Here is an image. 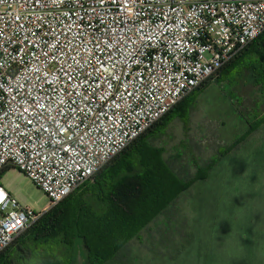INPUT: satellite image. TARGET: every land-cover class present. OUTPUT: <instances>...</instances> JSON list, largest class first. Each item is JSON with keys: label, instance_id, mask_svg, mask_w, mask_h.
Listing matches in <instances>:
<instances>
[{"label": "built area", "instance_id": "built-area-1", "mask_svg": "<svg viewBox=\"0 0 264 264\" xmlns=\"http://www.w3.org/2000/svg\"><path fill=\"white\" fill-rule=\"evenodd\" d=\"M264 32V0H0V254Z\"/></svg>", "mask_w": 264, "mask_h": 264}, {"label": "rangeland", "instance_id": "rangeland-1", "mask_svg": "<svg viewBox=\"0 0 264 264\" xmlns=\"http://www.w3.org/2000/svg\"><path fill=\"white\" fill-rule=\"evenodd\" d=\"M217 76L184 104L183 117L159 126L152 137L166 136L165 156L186 151L189 167L192 159H213L218 149L225 154L208 178L186 191L190 197L179 200L177 218L146 241L137 264H264V124L257 119L264 116V91L239 67ZM250 125L256 131L247 135ZM0 184L35 212L49 204L15 167L1 172ZM76 252L82 262L79 243Z\"/></svg>", "mask_w": 264, "mask_h": 264}, {"label": "trees", "instance_id": "trees-1", "mask_svg": "<svg viewBox=\"0 0 264 264\" xmlns=\"http://www.w3.org/2000/svg\"><path fill=\"white\" fill-rule=\"evenodd\" d=\"M233 67L264 91V32L196 90ZM195 91L97 172L86 190H76L45 212L0 254V264H137L146 241L167 232L166 226L177 218L179 200H189L186 191L208 178L225 154L218 149L213 159H192L194 166L189 167L185 153L166 160L148 143L159 126L186 114L188 108H181ZM257 119L264 124V116ZM254 131L256 125H250L247 135ZM78 242L84 248L83 262L76 252Z\"/></svg>", "mask_w": 264, "mask_h": 264}, {"label": "crops", "instance_id": "crops-1", "mask_svg": "<svg viewBox=\"0 0 264 264\" xmlns=\"http://www.w3.org/2000/svg\"><path fill=\"white\" fill-rule=\"evenodd\" d=\"M163 135H164V134H163ZM163 135H157V136H155V137H152L151 139L148 140V141H149L148 143H149L150 145H152L153 147L159 149V150L162 152V158L167 160V159L169 158L170 155H176V154H177L178 152H180L181 150H178V149H177V148L180 147L179 144H178V145L175 144V147H176L177 150L174 151L173 153L168 154V155L165 156V153H166V149H165V147L167 146V143H166V136H163ZM185 153H186V151H185ZM183 154H184V153H183ZM92 182H93V178L90 179L89 181H87V182H86L84 185H82L81 187H79V188L77 189V194L82 193L84 190H86L87 187H89V184H92ZM78 243H79V245H80L81 248H82V259H84V258H85L84 248H83V246L80 244V242H78ZM79 262H81V261L79 260ZM82 262H83V260H82Z\"/></svg>", "mask_w": 264, "mask_h": 264}, {"label": "snow or ice", "instance_id": "snow-or-ice-1", "mask_svg": "<svg viewBox=\"0 0 264 264\" xmlns=\"http://www.w3.org/2000/svg\"><path fill=\"white\" fill-rule=\"evenodd\" d=\"M0 197H2V194H0Z\"/></svg>", "mask_w": 264, "mask_h": 264}]
</instances>
